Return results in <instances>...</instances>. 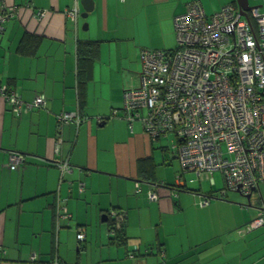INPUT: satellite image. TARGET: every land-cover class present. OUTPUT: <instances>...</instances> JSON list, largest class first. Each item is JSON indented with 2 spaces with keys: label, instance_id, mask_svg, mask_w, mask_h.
I'll return each mask as SVG.
<instances>
[{
  "label": "crops",
  "instance_id": "0c3cea01",
  "mask_svg": "<svg viewBox=\"0 0 264 264\" xmlns=\"http://www.w3.org/2000/svg\"><path fill=\"white\" fill-rule=\"evenodd\" d=\"M194 1L94 0L82 17V0H4L17 11L0 34V84L47 104L16 117L0 96V264H264V225L242 231L264 207V182L248 202L230 191L201 206L224 176L185 171L168 136L126 117L142 52L171 50L165 22L175 27ZM228 3L203 6L211 15ZM79 40L99 42L97 59L79 61ZM63 111L82 121L60 124ZM12 152L25 155L17 169ZM113 212L125 221L121 243Z\"/></svg>",
  "mask_w": 264,
  "mask_h": 264
},
{
  "label": "built area",
  "instance_id": "2783aa9c",
  "mask_svg": "<svg viewBox=\"0 0 264 264\" xmlns=\"http://www.w3.org/2000/svg\"><path fill=\"white\" fill-rule=\"evenodd\" d=\"M4 3L0 0V33L17 11ZM68 14L76 19L78 10ZM175 29L174 49L142 52L140 85L125 94L126 117L130 124L143 117L153 138L173 133L184 170L210 175L212 181L220 172L225 179L220 197L227 191L253 196L264 182V9L252 8L244 16L238 5L228 3L208 15L202 2L194 1L175 18ZM6 90L0 87V96ZM11 102L21 109L14 93ZM43 103L42 96L36 98V105ZM60 119L82 121L73 112ZM10 161L15 168L25 158L12 152ZM263 225L262 206L242 231Z\"/></svg>",
  "mask_w": 264,
  "mask_h": 264
},
{
  "label": "trees",
  "instance_id": "16d2710c",
  "mask_svg": "<svg viewBox=\"0 0 264 264\" xmlns=\"http://www.w3.org/2000/svg\"><path fill=\"white\" fill-rule=\"evenodd\" d=\"M234 3H236L237 4V2H236V0H234ZM70 17V16H69ZM8 21V20H7ZM5 25V24H4ZM1 34V33H0ZM30 35V34H29ZM30 37V38H29ZM39 36H35V38H38ZM29 39H31V36H27V40H29ZM39 43V40L37 39V42H36V45ZM99 42H97V41H83V40H79V42H78V46H77V53H78V58H79V61L80 62H82V64H83V62H85V64H87L88 62L87 61H94V59H97V58H95V57H97V55H98V52H99ZM172 50V49H171ZM25 53H27V54H32L33 52H34V50H25L24 51ZM84 65V64H83ZM0 87H2V85L0 84ZM7 90H6V96H2L3 98H4V100H5V103H6V105L8 106V108H9V110L16 116V117H21L22 115H24V114H26V113H28V112H30V111H32V110H34V109H43V108H45V106H46V104H47V98L45 97V96H42L43 97V100H44V103L43 104H41V105H36L35 104V102H36V97L33 99V101L32 102H28V101H26L24 98H23V96L21 95V93H19L18 91H16L15 89H13V88H11L9 85H7V88H6ZM11 93H14L18 98H20L21 99V101H22V107H21V109L19 110V111H16V107H15V104L13 103V102H11ZM41 96V95H40ZM10 98V99H9ZM67 112H69V111H63V112H61L58 116H57V118H58V122L60 123V124H62V123H64L61 119H60V117L64 114V113H67ZM146 113V112H145ZM143 115V114H142ZM137 120H140L141 122H142V124H143V127H144V130H145V122H144V120H143V117H140L139 119H137ZM74 122V121H73ZM70 123V122H69ZM169 135H174L173 133H168L167 135H164V136H169ZM162 136V135H161ZM161 136H158V137H156V138H159V137H161ZM170 148V150L173 152V154L175 155V156H177V158L179 159V161H180V158H179V156H178V153H177V150L173 147V145L172 146H170L169 147ZM19 153V152H18ZM24 158H25V155H24ZM25 162V161H24ZM180 163H181V161H180ZM23 164V163H22ZM21 164V165H22ZM10 165V167H11V164H9ZM21 165H19L18 167H15V168H12V169H17V168H19ZM182 165V164H181ZM183 168V167H182ZM185 171H189V170H185ZM190 172H193V171H190ZM194 173H196V172H194ZM216 173V172H215ZM202 175H204V176H207L208 178L207 179H211V176L210 175H207V174H204V173H202L201 175H198V176H202ZM214 175V174H213ZM159 184V183H158ZM158 184H156V185H158ZM156 185H154V187L151 189V191L150 192H153L154 194H156L155 192V186ZM137 188H140V190H141V187H137ZM224 188V187H223ZM223 188L222 189H220L219 191H217V192H215V193H212V194H209V195H206V196H204L203 198H202V201L200 202V205L201 206H203V201L204 200H208V204H210V202H211V200L212 199H222V200H224V199H227V196H228V194H229V192L230 191H227V194H226V196L225 197H220V193H221V191L223 190ZM139 190V189H138ZM150 192H149V194H150ZM156 196H157V194H156ZM157 199V198H156ZM208 204H205L204 206H206V205H208ZM110 219H111V221H116V222H118L117 224H116V222L114 223V226L112 227V225H111V227H110V232H111V238L113 239V240H117V242L118 243H121V241H123L124 240V237H123V232H124V227H125V221H124V219H123V217L121 218V217H117V213H116V218L114 217V216H112L111 214H110ZM79 234V236H78V239L80 240V241H83V240H85V235L82 233V232H79L78 233ZM80 235H83V238H80ZM0 250H3V248L0 246ZM4 252H5V250H3ZM156 253V255H157V252H155ZM164 258H165V254H164V252L162 251V253H161V259H162V261L164 260Z\"/></svg>",
  "mask_w": 264,
  "mask_h": 264
},
{
  "label": "rangeland",
  "instance_id": "374dc122",
  "mask_svg": "<svg viewBox=\"0 0 264 264\" xmlns=\"http://www.w3.org/2000/svg\"><path fill=\"white\" fill-rule=\"evenodd\" d=\"M183 1L188 2L189 0H183ZM201 1H202L203 5L205 6V8L207 9V11L210 13L211 11H214L213 10V7L214 6H219L221 3L227 2L228 0H221V1L220 0H201ZM229 1H232V0H229ZM250 2L252 4H255L256 3V0H250ZM84 23H86V22H84ZM163 32L167 36V39L172 42L171 45L169 46L170 49L171 48L174 49L176 47V45H177V37H176L177 32H176L175 27H172L171 28L169 26L167 20H166L165 26L163 27ZM161 36H162V34H161ZM118 81H120V80L118 79ZM130 86L131 85L129 84V85L126 86V88H129ZM161 141H162V143L164 145H167V146H170L171 145L172 146L176 142V137L174 135H169L167 138L166 137H163V139H161ZM223 148H224V150L226 152V156L227 157H231V155H229L227 153V148H226V145L225 144H223ZM174 162L175 163H178L177 159ZM216 175H218V174H216ZM187 176H196V175H193V173H192V174H187ZM230 196L240 197L243 200L241 203L248 202V199L246 197H244V195H241L237 191H231L230 192Z\"/></svg>",
  "mask_w": 264,
  "mask_h": 264
},
{
  "label": "water",
  "instance_id": "95a60500",
  "mask_svg": "<svg viewBox=\"0 0 264 264\" xmlns=\"http://www.w3.org/2000/svg\"><path fill=\"white\" fill-rule=\"evenodd\" d=\"M236 2L240 8V13L244 16H248V11H250L252 8L260 7V5L252 6L249 0H236ZM82 3L84 5V10H85L84 13H82V17H87L88 13L90 11H93L94 9V6H93L94 0H82ZM244 196L247 197L249 200L252 197L251 194L244 195Z\"/></svg>",
  "mask_w": 264,
  "mask_h": 264
}]
</instances>
